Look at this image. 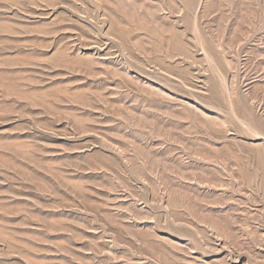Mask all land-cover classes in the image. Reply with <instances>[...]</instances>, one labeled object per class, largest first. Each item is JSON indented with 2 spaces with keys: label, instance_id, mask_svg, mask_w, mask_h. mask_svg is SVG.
<instances>
[{
  "label": "rangeland",
  "instance_id": "rangeland-1",
  "mask_svg": "<svg viewBox=\"0 0 264 264\" xmlns=\"http://www.w3.org/2000/svg\"><path fill=\"white\" fill-rule=\"evenodd\" d=\"M0 264H264V0H0Z\"/></svg>",
  "mask_w": 264,
  "mask_h": 264
}]
</instances>
